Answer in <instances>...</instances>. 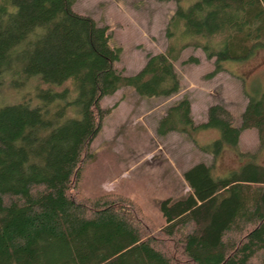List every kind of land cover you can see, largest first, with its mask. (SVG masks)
Here are the masks:
<instances>
[{"label": "trees", "instance_id": "obj_1", "mask_svg": "<svg viewBox=\"0 0 264 264\" xmlns=\"http://www.w3.org/2000/svg\"><path fill=\"white\" fill-rule=\"evenodd\" d=\"M175 1L166 51L128 76L116 68L122 48L111 44L109 27L76 13V0H0V89L7 75L17 88L30 78L45 87L34 98L0 104V264H264V91L248 95L239 126L222 104L196 125L187 97L160 120L161 137L208 129L221 135L199 146L214 163L183 173L190 193L160 203V237L129 206L75 196L83 158L112 111L102 107L104 98L123 88L143 98L177 95L176 63L189 48L214 60L210 76L264 50V0ZM252 129L259 151L242 152L241 135ZM227 147L240 167L215 177Z\"/></svg>", "mask_w": 264, "mask_h": 264}, {"label": "rangeland", "instance_id": "obj_2", "mask_svg": "<svg viewBox=\"0 0 264 264\" xmlns=\"http://www.w3.org/2000/svg\"><path fill=\"white\" fill-rule=\"evenodd\" d=\"M195 1L180 3L188 7ZM177 6L175 0H76L73 9L101 27H109L111 44L122 48L116 68L132 76L144 68L149 56L166 51V28ZM191 57L198 58L199 63L184 64ZM225 67V72L210 76L214 60H208L201 50L189 48L176 63L182 85L177 95L143 98L134 89L123 88L104 98L102 107L112 111L83 158L76 198L85 203L110 199L129 206L142 219L145 230L160 237L158 231L165 225L160 203L190 193L183 173L201 162L212 165L214 157L199 146L212 144L221 136L219 130L208 129L197 130L192 136L172 132L161 137L157 134L160 120L172 105L187 97L196 125L207 122L211 106L222 104L239 126L248 95L264 91V50L243 63L229 62ZM13 79L5 77L0 104L34 98L38 89L45 88L36 78L19 80L17 88ZM239 148L242 152L259 151L256 129L242 133ZM259 162L264 165V150ZM239 167L237 152L227 147L215 161L213 174L225 177Z\"/></svg>", "mask_w": 264, "mask_h": 264}]
</instances>
